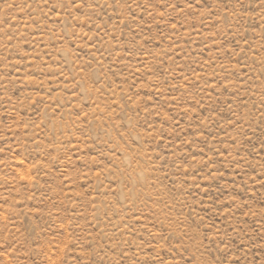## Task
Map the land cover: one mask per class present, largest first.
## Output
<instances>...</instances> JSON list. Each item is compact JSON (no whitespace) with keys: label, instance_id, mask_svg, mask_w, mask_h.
<instances>
[{"label":"rangeland","instance_id":"1","mask_svg":"<svg viewBox=\"0 0 264 264\" xmlns=\"http://www.w3.org/2000/svg\"><path fill=\"white\" fill-rule=\"evenodd\" d=\"M0 264H264V0H0Z\"/></svg>","mask_w":264,"mask_h":264}]
</instances>
